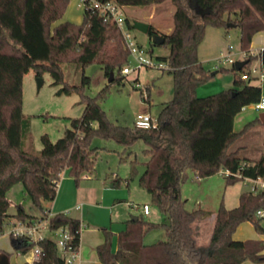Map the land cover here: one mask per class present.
I'll list each match as a JSON object with an SVG mask.
<instances>
[{"label":"trees","instance_id":"trees-1","mask_svg":"<svg viewBox=\"0 0 264 264\" xmlns=\"http://www.w3.org/2000/svg\"><path fill=\"white\" fill-rule=\"evenodd\" d=\"M114 1L124 6H147L167 0ZM170 1L175 6L173 27L169 33L162 34L164 43L170 45V52L157 59L170 66L173 95L158 113L157 126L141 129L111 121L99 101L112 83L123 82L122 68L130 62L123 33L115 23L105 21L97 9H84L81 23L65 20L55 24L62 18L69 0H0V235L12 217L28 223L39 218L28 213L22 204L16 205L14 213L9 212L8 191L15 184H23L25 193L43 215L48 210L46 203L52 202L57 195L64 170L73 176L76 185L82 175L93 171L98 151V147L91 144L90 138L94 134L117 140L125 150L143 137L148 159L140 184L166 215V222L161 224L168 238L145 243V233L156 224L138 215L137 219H128L126 227L118 232L116 249L113 248L112 232L104 228L105 239L96 248L100 262L242 264L248 259L264 262L262 240L233 238L237 226L246 220L264 233L262 218L256 216V211L264 207V188L243 191L237 206L228 208L221 204L216 211L188 209L187 200L181 193V183L190 170L199 177L228 170L230 173L225 174L228 183L264 177V137L260 156L250 157L243 153L246 148L243 143L256 120L240 131H235L233 126L235 116L243 107L261 98V87L251 83L252 77L243 79L233 66L232 87L207 96L197 95V87L209 77L198 56L206 25L227 27L233 22L239 26L241 48L251 62L253 37L264 30V0ZM126 26L133 28L128 18ZM147 33L152 39L153 34L159 32L149 24ZM94 62L102 65L107 78L114 73L112 81L96 96L83 93L82 115L73 118L71 127H67L56 141L43 134L41 150H26L23 137L28 135L30 119L23 112V78L27 71L35 69L41 76L44 70H49L54 82L58 83L65 80L64 64L75 63L83 70L82 80L74 85L65 81L61 91L83 92L91 82L84 69ZM244 67L240 71L244 72ZM144 99L149 101V96ZM136 166V160H131L132 173ZM120 180L115 178L114 183L119 184ZM213 214L215 220L210 240L199 244V223ZM49 225L51 229L67 226L74 247H80L79 219L58 212L50 218ZM11 242L16 251L23 254L36 245L40 247V257L26 264H64V257L50 237L34 241L11 236ZM3 253L0 250V257Z\"/></svg>","mask_w":264,"mask_h":264},{"label":"rangeland","instance_id":"rangeland-1","mask_svg":"<svg viewBox=\"0 0 264 264\" xmlns=\"http://www.w3.org/2000/svg\"><path fill=\"white\" fill-rule=\"evenodd\" d=\"M174 11L175 6L170 0H167L161 4L147 6L130 5L125 9V17L132 23L141 20L152 24L157 32L163 34L170 32L173 27ZM83 12V0H69L62 18L57 20L55 24L62 23L65 20L77 24L81 23ZM130 32L135 41L140 45L142 44L154 60L158 56L169 54L170 45L168 43L152 45L153 38L151 39L147 32L134 27L130 29ZM240 34L241 29L239 26L226 27L211 23L206 25L204 37L198 47V56L209 72V77L197 87L198 96L215 94L234 85L235 72L232 70L234 62L224 61L220 57L223 52L225 55L231 53L230 58L234 61L245 58L244 51L241 48ZM151 49L152 51H150ZM251 52L254 55L253 59L244 67V72H249L252 82L262 84L260 73L264 71V63L261 59V49L252 48ZM130 64H135L133 56L130 57ZM255 67L258 68V72L254 73L253 69ZM214 71L216 73L212 74ZM64 72V82L60 81L58 83L54 82L49 70H44L42 75L38 76L35 69H31L24 75L23 112L30 119V128L28 135L23 137V146L28 151L37 152L41 150L43 146L41 137L43 134H48L52 141H56L58 137L62 136L64 130L71 127L72 119L80 117L83 113L85 106L83 93L96 96L108 84V78L102 65L94 62L84 69L85 75L91 77V82L83 92L77 90L71 92L61 91L65 81L72 85L80 84L83 74L81 67L75 63H65ZM238 73L242 75L243 71H238ZM38 78L43 79L39 88ZM136 81L140 82L141 87L135 86ZM172 95V73L168 69L160 67L143 66L139 70L136 69L126 74L123 82L112 83L107 94L101 97L99 101L111 121L119 125L132 127L139 112H150L152 116L157 117L164 103L172 99ZM146 96H149V101H145L144 97ZM254 113L255 115L259 114V112ZM90 139L91 144L98 147V151L93 171L86 173L88 177L98 186L104 183L105 186L111 185V174H117L121 178L118 187L112 188L115 190L114 192L107 191L104 195H99L98 198L93 199L91 207H94L95 220L90 223L91 227H97L98 224H107V227L103 225L99 228L103 236L105 235L104 228L112 232L113 248L116 249L118 232L126 227V221L132 215H142L139 206L142 207L147 202L150 205L151 213L142 216L147 221L155 223L156 226L151 227L145 233V243L151 244L158 240L167 239L165 227L161 224L166 222V215L152 202L150 193L140 184V176L145 170V161L148 159L145 152L147 147L145 139L139 137L129 150H125L124 145L117 140L113 138L106 139L99 134H94ZM133 159L136 160L137 165L134 173L131 171V160ZM65 171L62 172L58 185L66 177ZM127 177H130L129 180ZM83 178L82 175L80 182ZM252 184L248 179L228 183L223 170L206 177H199L194 171L190 170L188 177L181 183V193L182 197L187 200L186 207L188 209L204 208L216 211L221 204L228 208L237 206L240 194L249 190ZM73 185H76L75 180ZM98 190L101 191L99 188ZM91 193L93 195V190ZM8 198L11 200L9 208L11 213L16 211L17 204H22L26 211L32 215H40L41 213L39 207L27 196L21 183L15 184L8 191ZM261 223L264 226V218H262ZM108 224H112L113 229ZM242 225L247 227V231L244 233L246 235L251 231L252 233L264 235L249 220L244 221L235 233L241 231ZM213 227V217H208L199 223V244L209 242ZM11 228L9 223L5 224L4 232L0 235V247H13L10 235ZM44 234L52 239L56 238L53 231L48 230ZM245 238L249 237L246 236ZM14 255H16V252L10 254V256Z\"/></svg>","mask_w":264,"mask_h":264},{"label":"crops","instance_id":"crops-1","mask_svg":"<svg viewBox=\"0 0 264 264\" xmlns=\"http://www.w3.org/2000/svg\"><path fill=\"white\" fill-rule=\"evenodd\" d=\"M127 7L128 6H125V8ZM252 48L261 49V51L262 49H264V30L259 31L254 35L250 51H252ZM251 83L256 84L252 82V80H251ZM256 85H259L261 87L262 94L264 95V81H262V84H256ZM253 110L254 109L251 105L243 107V109L235 116L233 126H234L235 131H240L248 123L254 120L257 121L258 119V121L257 122L255 121L254 125L251 128H249L251 130L248 132V138L245 141L246 143H243L244 145H246V148L243 149V153L245 155L250 156V157H258L260 156L262 152L261 142L264 137V115L263 117H260V114L264 111H256V110L253 111ZM254 112H259V114L255 115ZM65 173L67 175H65L66 177L62 180L61 184L58 185L57 195L55 199L52 202L47 203V207L53 213L65 212L67 210H71L70 212L71 217L73 216L79 219L82 223H85L84 225L85 227L83 226L81 228V242H80V247H79V251L81 252H80L79 262L81 264H102L99 260L96 248L105 239V235L103 236V233L101 232V229L99 228L100 226H103L104 224H98L97 226L98 228L91 227L90 223H92L95 220L94 218L95 211H94V207H91L92 206L91 204L93 202V199L98 198L99 195L102 196L104 195V193H107V191L114 192L115 190L112 188L118 187V185L121 182L120 180L119 184L118 183L115 184L114 180L115 178H120V177L117 174H113V175L111 174L112 176L110 180L111 185L108 184L109 186L108 185L105 186V183H104L103 185L101 184L100 186H98L96 183H94V181L91 180V178L88 177L87 174H84L83 175L84 178L83 180H81L80 184L73 185L74 183L73 176L69 175L68 170H66ZM105 181H108V180H105ZM98 188L101 191H99ZM92 190L94 192L93 195H91ZM144 204H148V203L145 202ZM76 205H80V208L76 209L75 208ZM139 210L142 215H149L151 213V208L148 214H144L142 211V207L140 206H139ZM41 215L42 213L36 216H41ZM212 217L215 220V214L210 216V218ZM14 219L15 218L12 217L10 220H14ZM242 223H244V221L241 222L237 226L236 230L239 229ZM104 226L107 227V224ZM108 226L113 229L112 224H108ZM241 228L242 229L240 232L233 233V238H235L236 240H247V239H257L258 240L259 239V240H262L264 243V235L256 234L254 232L252 233V231L246 235L244 233L247 231V227L242 225ZM244 235H246L249 238H245L246 236ZM13 248L14 247L10 248L7 246L0 247V250L4 252L3 255H7L6 253H8L9 262L17 263V264H22V263L26 264L34 260L32 252L22 254L16 251L15 248H14L15 250L13 251ZM13 252H16V255L10 256V254L11 253L13 254ZM261 253L264 254V248L261 251ZM255 263H258V262H254L248 259V260H245L242 264H255ZM259 263L264 264V262H259Z\"/></svg>","mask_w":264,"mask_h":264},{"label":"built area","instance_id":"built-area-1","mask_svg":"<svg viewBox=\"0 0 264 264\" xmlns=\"http://www.w3.org/2000/svg\"><path fill=\"white\" fill-rule=\"evenodd\" d=\"M84 9H97L103 15L105 21L115 23L122 31L124 37V43L130 52V57L133 56L135 58V64H130V62L122 68L123 74H129L136 69L139 70L143 66L149 67H160L163 69H169L170 66L167 62L161 61L159 59L154 60L152 56L148 54V51L137 41H135L132 36L130 29L126 26V17H125V6L116 3L114 0H83ZM231 48V46H230ZM245 58H247V53L244 51ZM231 53L225 55L223 52L221 53L220 59H224V61H233L230 58ZM253 72H258V68L255 67ZM251 77L250 74L243 72L242 78L248 79ZM260 79L264 81V71L260 73ZM136 87H141L140 82H135ZM251 106L256 111H264V95L262 94L261 98L252 103ZM134 125L141 129H150L157 126V117L152 116L150 112H142L137 114ZM225 174L230 173L228 170L224 171ZM237 175V174H236ZM250 180L253 184L251 185L252 191H258L264 188V177L258 178H245ZM76 209L80 208V205L75 206ZM142 211L144 214H148L150 212V205L143 204ZM71 210L65 211V213L70 214ZM51 210H46V212L42 216H38L39 218L34 219L32 222H25L20 219L10 220L8 223L11 225L10 235L14 237H24L34 241H38L40 239L46 238L47 236L44 232L50 230L55 233L56 238L53 239L59 249V252L64 257V264H81L79 262L80 252L79 248H75L72 241V234L67 226H61L56 229H51L49 225L50 218L54 215ZM256 216L259 218H264V207L258 209L256 211ZM83 223L81 222V228L83 227ZM34 259H38L40 257L41 251L40 247L36 245L31 249Z\"/></svg>","mask_w":264,"mask_h":264},{"label":"water","instance_id":"water-1","mask_svg":"<svg viewBox=\"0 0 264 264\" xmlns=\"http://www.w3.org/2000/svg\"><path fill=\"white\" fill-rule=\"evenodd\" d=\"M230 26H235V23L233 22H229L228 23V27ZM133 27L137 28L143 32H148L149 29V23L145 22V21H141V20H136L133 22ZM153 42H155V44H163L165 41V37L161 34V33H154L153 36ZM261 59L262 62L264 63V49H262L261 51ZM249 62V59H243V60H236L234 62V66L236 68L237 71H240L247 63ZM216 73V71H214L212 74ZM113 72H111L110 76L108 77V83H110L113 79ZM38 88L41 86L43 79L42 78H38ZM264 112H262L260 114V117H263ZM132 219H137L136 215L131 216ZM9 260L7 255H3L0 257V264H8Z\"/></svg>","mask_w":264,"mask_h":264}]
</instances>
